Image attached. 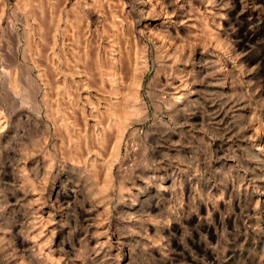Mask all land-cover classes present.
Here are the masks:
<instances>
[{"label": "rangeland", "instance_id": "obj_1", "mask_svg": "<svg viewBox=\"0 0 264 264\" xmlns=\"http://www.w3.org/2000/svg\"><path fill=\"white\" fill-rule=\"evenodd\" d=\"M0 264H264V0H0Z\"/></svg>", "mask_w": 264, "mask_h": 264}, {"label": "bare ground", "instance_id": "obj_2", "mask_svg": "<svg viewBox=\"0 0 264 264\" xmlns=\"http://www.w3.org/2000/svg\"><path fill=\"white\" fill-rule=\"evenodd\" d=\"M98 107V106H97ZM116 111V110H115ZM119 112V111H118Z\"/></svg>", "mask_w": 264, "mask_h": 264}]
</instances>
